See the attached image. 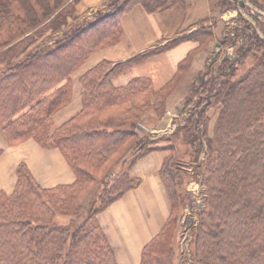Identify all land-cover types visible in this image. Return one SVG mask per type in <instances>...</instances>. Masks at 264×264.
<instances>
[{"label":"trees","instance_id":"16d2710c","mask_svg":"<svg viewBox=\"0 0 264 264\" xmlns=\"http://www.w3.org/2000/svg\"><path fill=\"white\" fill-rule=\"evenodd\" d=\"M80 1L0 0V130L9 147L31 139L42 149L59 150L75 177L71 185L42 189L26 165L17 167L13 192H0V264H116L96 216L140 185L130 169L154 151L165 154L159 176L171 211L139 264H173L176 212L191 204L192 195L183 189L174 145H146L135 127L149 114L163 117L212 35L201 28L126 61L100 62L78 80L81 110L52 130L54 115L71 101V76L91 55L120 41L121 19L136 6L154 14L177 3L108 0L110 11L87 21L76 13ZM237 36L233 58L211 63L188 88L184 104L197 103L172 135L189 149L203 198L197 221L185 224L184 264H264V38L246 24ZM184 42L197 47L160 89L142 77L114 86L133 67ZM97 186L95 199L84 206Z\"/></svg>","mask_w":264,"mask_h":264},{"label":"crops","instance_id":"0c3cea01","mask_svg":"<svg viewBox=\"0 0 264 264\" xmlns=\"http://www.w3.org/2000/svg\"><path fill=\"white\" fill-rule=\"evenodd\" d=\"M108 0H81L78 13H93L102 9ZM218 0H177L170 9L147 14L136 6L121 19L123 31L120 41L91 55L72 76V98L66 107L53 117L59 126L73 118L81 110L83 91L79 78L102 61L118 63L167 42L189 34L206 23L216 11ZM197 47L196 43L184 42L171 50L151 57L113 80L116 87L126 85L133 78H148L155 90L164 86L175 74L178 64ZM189 68L181 82L190 74ZM122 81L116 84L118 79ZM188 87V86H187ZM77 103L75 107L74 104ZM0 192L10 195L16 184V169L24 164L35 183L42 189L68 186L75 177L59 150L42 149L33 140H26L9 147L5 134L0 131ZM165 154L154 151L139 159L130 169V175L140 179V185L128 191L96 216L111 247L116 264H139L144 246L155 237L167 219L171 207L159 170ZM196 185H193L195 187ZM195 189V188H193Z\"/></svg>","mask_w":264,"mask_h":264},{"label":"rangeland","instance_id":"374dc122","mask_svg":"<svg viewBox=\"0 0 264 264\" xmlns=\"http://www.w3.org/2000/svg\"><path fill=\"white\" fill-rule=\"evenodd\" d=\"M221 1H223L224 4L218 8L217 4ZM217 4L215 7L216 11H214L215 13H212L213 16L211 19L196 27V29L202 28L207 30L212 36L204 43V50L193 57L189 67L191 72L187 78L179 84L178 89L173 93L166 105V111L164 112L163 117L158 120L152 114H149L138 124V126L135 127L140 139L143 143L145 142L146 145H149V143L151 145V143H153L155 144V147L159 149L174 145L173 152H177L178 155L181 156L176 163L181 173V178L185 181L183 189L186 193L192 195L191 204L189 206L186 205L183 209L176 212L178 213L176 214L177 224L172 238V249L174 251L173 264H184L185 258L181 251L185 252L187 249L185 241L186 238H188V230L185 229V224L190 220H193L194 222L197 221V211L199 207H202L203 205V198L200 192L201 188L196 181V174H194L195 171L191 166V160L188 156L190 154L189 149L181 145L180 140L172 138L173 133L178 128L185 125L186 117L189 115L190 109H192L193 105L197 103V100H195L193 104L191 103L189 106H186L184 104L186 92L191 84L194 83L197 85V76L201 72L204 74L211 63L214 62L216 63L214 65H219L223 58H233L236 50L234 42L237 40V34H239V31L245 24L249 28L255 29L257 34L261 38H264V0H218ZM77 6L76 13L80 18L87 21L93 20L98 15V12L104 13L105 11H110L106 3L102 9L93 13H84L83 15H80ZM230 38H234V40L230 41ZM240 41L241 37L238 38L236 43H239ZM51 42L52 41H47V44H50ZM249 65L250 63L241 67L238 66L237 74L245 72L250 67ZM204 78L205 81L209 79V74L204 75ZM121 81L122 78L118 79L116 84L120 85ZM76 105L77 103H75L73 107ZM208 116L211 118L209 124V127L211 128L214 124L215 112H209ZM57 126H59V123L55 122L53 128ZM169 153L170 152L167 151L166 155ZM203 158L204 156L202 153L200 159L203 160ZM119 170V166L112 169L115 173ZM193 185L196 186L193 187ZM98 190L99 186L90 191L83 202L84 206L88 205L90 201L95 199ZM178 256H180V260H177Z\"/></svg>","mask_w":264,"mask_h":264}]
</instances>
